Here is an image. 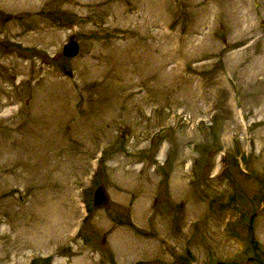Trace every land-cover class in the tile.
<instances>
[{"label": "rangeland", "instance_id": "rangeland-1", "mask_svg": "<svg viewBox=\"0 0 264 264\" xmlns=\"http://www.w3.org/2000/svg\"><path fill=\"white\" fill-rule=\"evenodd\" d=\"M11 1L0 264H264V0Z\"/></svg>", "mask_w": 264, "mask_h": 264}, {"label": "water", "instance_id": "water-1", "mask_svg": "<svg viewBox=\"0 0 264 264\" xmlns=\"http://www.w3.org/2000/svg\"><path fill=\"white\" fill-rule=\"evenodd\" d=\"M217 36H221L217 34ZM78 51V44L74 40L66 41L61 47V54L66 57H73ZM65 75H69L67 71ZM122 134V133H119ZM91 204L95 208L107 207L108 206V195L102 185H97L91 195Z\"/></svg>", "mask_w": 264, "mask_h": 264}, {"label": "bare ground", "instance_id": "bare-ground-1", "mask_svg": "<svg viewBox=\"0 0 264 264\" xmlns=\"http://www.w3.org/2000/svg\"><path fill=\"white\" fill-rule=\"evenodd\" d=\"M11 4H16L17 3V1L16 0H13V1H11L10 2ZM29 3V0H22L21 1V4H28ZM237 126V125H236ZM240 129V128H239Z\"/></svg>", "mask_w": 264, "mask_h": 264}]
</instances>
